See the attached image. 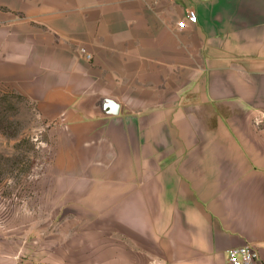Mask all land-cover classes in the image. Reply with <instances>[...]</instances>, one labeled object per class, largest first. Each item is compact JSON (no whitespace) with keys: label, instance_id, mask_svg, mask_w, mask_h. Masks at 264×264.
<instances>
[{"label":"crops","instance_id":"1","mask_svg":"<svg viewBox=\"0 0 264 264\" xmlns=\"http://www.w3.org/2000/svg\"><path fill=\"white\" fill-rule=\"evenodd\" d=\"M6 89L50 124L44 191L108 219L106 264H264V0H0Z\"/></svg>","mask_w":264,"mask_h":264},{"label":"rangeland","instance_id":"2","mask_svg":"<svg viewBox=\"0 0 264 264\" xmlns=\"http://www.w3.org/2000/svg\"><path fill=\"white\" fill-rule=\"evenodd\" d=\"M49 125L24 95L0 91V264H41L44 250L49 264H106L108 219L74 217L44 191Z\"/></svg>","mask_w":264,"mask_h":264},{"label":"built area","instance_id":"3","mask_svg":"<svg viewBox=\"0 0 264 264\" xmlns=\"http://www.w3.org/2000/svg\"><path fill=\"white\" fill-rule=\"evenodd\" d=\"M198 16L193 9L187 10V19L179 21V26L184 27L187 22L196 23ZM91 59L92 55H86ZM259 257V248L252 243H245L240 246L232 247L228 250V263L229 264H252Z\"/></svg>","mask_w":264,"mask_h":264}]
</instances>
